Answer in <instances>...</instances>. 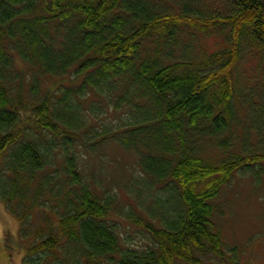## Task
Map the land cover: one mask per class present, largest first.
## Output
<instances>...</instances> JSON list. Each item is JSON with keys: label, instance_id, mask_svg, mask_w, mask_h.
Returning <instances> with one entry per match:
<instances>
[{"label": "trees", "instance_id": "trees-1", "mask_svg": "<svg viewBox=\"0 0 264 264\" xmlns=\"http://www.w3.org/2000/svg\"><path fill=\"white\" fill-rule=\"evenodd\" d=\"M243 48L264 68V0H0V201L22 264H244L215 203L264 173V84L237 92ZM110 145L137 158L126 190L148 209L87 170ZM117 219L149 241L123 243Z\"/></svg>", "mask_w": 264, "mask_h": 264}, {"label": "rangeland", "instance_id": "rangeland-1", "mask_svg": "<svg viewBox=\"0 0 264 264\" xmlns=\"http://www.w3.org/2000/svg\"><path fill=\"white\" fill-rule=\"evenodd\" d=\"M208 4L210 1H206ZM223 12V9H220ZM223 36L220 33H210L203 37L201 44L206 50H223ZM237 69L235 71L236 89H243L246 85L262 86L264 84V68L259 63L258 54L242 49ZM212 53V54H213ZM252 55L258 57L254 59ZM19 68L25 69L18 63ZM67 82V78L61 81ZM53 85L50 80L49 84ZM59 81H55V84ZM242 119L246 118V108L240 104ZM115 114H112L114 117ZM241 127V125H240ZM255 140V138H253ZM101 154L90 155L86 159V168L91 174L104 170L107 178L113 177L123 202L142 201L145 208H149L151 201L133 200L126 190L132 186L134 176H142L138 172L137 158L131 152H124L117 146L110 145ZM122 165L124 168L122 169ZM113 174L112 176H110ZM109 178V179H110ZM128 194V195H127ZM216 205L221 209L216 221L220 223L225 244L228 247L238 248V253L244 264H264V173L259 183L249 174L239 173L225 186L215 199ZM142 211V210H141ZM118 220V219H117ZM119 233L126 245L131 247L142 246L149 239L140 225L132 224L123 219L118 220ZM26 254V244L20 238V224L18 219L7 209L6 204L0 201V264H22Z\"/></svg>", "mask_w": 264, "mask_h": 264}]
</instances>
